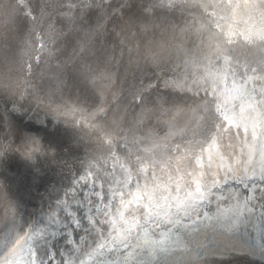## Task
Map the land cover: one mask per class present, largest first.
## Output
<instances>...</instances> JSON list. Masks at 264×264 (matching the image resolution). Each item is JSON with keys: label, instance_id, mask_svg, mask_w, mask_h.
<instances>
[{"label": "water", "instance_id": "water-1", "mask_svg": "<svg viewBox=\"0 0 264 264\" xmlns=\"http://www.w3.org/2000/svg\"><path fill=\"white\" fill-rule=\"evenodd\" d=\"M107 4L110 6L103 2L90 7ZM232 10L225 9L226 17ZM94 12L93 20L83 16L84 30L97 23L99 12ZM262 34L264 30L258 32V41L243 45L240 59L216 56L226 59L209 64L205 77L209 91L214 88L215 77L220 78L215 92L199 97L200 107L180 100L168 106L169 116L179 112L194 119H172L169 135L163 134L149 147L141 143V149L133 146L135 141L129 135L130 129L138 127L140 102L134 106V116L133 111L127 113L124 104L123 114L120 110L115 119L108 118L102 109L103 90L96 91L97 83L93 87L92 76L85 70L91 53H79V65H73L74 83L85 92L81 99L85 104L76 107L73 101L71 105L64 104V99L46 101L38 97L40 115L42 112L41 116L56 127L42 104L54 108L53 113L75 108L83 109V113L97 111L99 125L91 121L93 118L89 124L79 119L75 128L65 130L63 148L67 151L74 146L92 149L95 143H88L96 133L99 136L123 126V122L128 123V130L105 147L107 156L101 148L76 165L74 171L78 172L69 173L59 188L53 186L44 200L45 210L38 216L40 222L9 264H264V80L257 79L264 76ZM219 35L215 34L217 40ZM81 38L84 40L83 35ZM116 72L114 69L113 74ZM33 89L38 95V86ZM153 91L143 96L160 95L164 99L160 91ZM19 95L16 90H0V101L3 98L14 104L16 100L19 104ZM151 103L158 105L150 98L149 109ZM4 109L11 111L2 103V116ZM8 127L15 128L11 124ZM17 130V135L16 131L8 132L10 139L5 136V143L1 139L0 169L6 164L11 141L21 150V145L31 139L21 141V137L18 141L21 132ZM0 173L1 186L3 183L9 193L12 183L3 169ZM45 177V183L50 184L51 175ZM17 194L20 203L19 191Z\"/></svg>", "mask_w": 264, "mask_h": 264}, {"label": "bare ground", "instance_id": "bare-ground-1", "mask_svg": "<svg viewBox=\"0 0 264 264\" xmlns=\"http://www.w3.org/2000/svg\"><path fill=\"white\" fill-rule=\"evenodd\" d=\"M107 3L110 6L107 4L86 10L85 14L92 20L95 17L89 10H97L99 16L97 23L82 31L84 40L80 39L79 46L86 53H91L85 70L92 76L93 87L97 83L96 91L99 93L103 90L105 105L102 109L107 112L108 118L115 119L120 110L123 114L125 107L127 113L133 111V115L129 116H134L137 109L134 106L140 102L141 108L135 123L138 127L129 130V135L135 141L133 146H140L139 149L149 147L163 134H167L172 119H178L176 122L193 120L194 117L188 119V116L184 117L179 112L169 116V104L180 100L200 107L199 97L209 91V83L205 80L209 64H218L222 58H216L219 54H226L229 60L240 59L238 56L242 55L247 45L245 42L258 41V32L264 30V0H175L172 6H169L168 0H107ZM232 7V14L226 17L225 9L227 12ZM213 22L215 25L212 27L206 25ZM217 33H220L219 40L215 37ZM26 54L24 52L21 55L31 66L26 69V73L23 71L13 77L14 82L0 85L3 91L12 90L14 93L16 90L22 101L16 104L15 100L14 104H9L1 98L4 106L11 107V111L8 113L10 117L0 114V146L2 138L4 143L5 136L10 139L11 131L19 134L17 129L21 132L18 141L21 137V141L31 138L27 145H21V150L14 148V141H11L5 157L6 164L3 167L1 165L0 169V172L4 170L12 183L9 193L2 183L4 192L0 196V228L5 224L0 231V264H9L14 253L27 242L40 222L38 216L44 212V200L47 201L53 186L59 188L67 175L77 168L76 165L120 139L122 131H127L129 126L123 122V126L118 125L116 129H109L99 136V132L96 133L88 143H95L90 150H84V146H74L71 151L64 149L63 144L67 139L64 137L65 130L69 132L75 128L79 119H86L81 122L89 124L88 121L93 118L91 121L96 120L98 123L99 117L95 116L97 111L90 106L93 110L90 113H83V109L76 108L53 113L56 111L54 108H46L42 104L45 115L56 127L48 123L41 116L44 114L41 112L40 115L36 108V104H41L38 100L40 91L38 95L35 94L33 87L37 85L27 74L31 68L32 71L36 69ZM114 69L117 70L115 75ZM219 79L215 77L214 88L209 92H215V88L220 86ZM153 85L156 88H151ZM151 90L160 91L164 99L158 94V97L150 94L143 96ZM150 98H154L158 105L151 103L153 106L149 109L147 101ZM12 113L14 115L11 117ZM10 124L15 128L8 127ZM104 154L107 156L106 148ZM78 170L74 171L75 174ZM47 174L52 178L50 184L45 183ZM17 191L21 195L20 203L17 202Z\"/></svg>", "mask_w": 264, "mask_h": 264}, {"label": "rangeland", "instance_id": "rangeland-1", "mask_svg": "<svg viewBox=\"0 0 264 264\" xmlns=\"http://www.w3.org/2000/svg\"><path fill=\"white\" fill-rule=\"evenodd\" d=\"M92 2L107 0H0V85L14 82L13 77L31 67L21 56L26 52L36 69L27 74L38 86L39 98L64 99V104L73 101L82 107L85 92L74 83V66L83 51V16H88ZM2 113L9 117L5 109ZM1 188L0 183V196Z\"/></svg>", "mask_w": 264, "mask_h": 264}, {"label": "snow or ice", "instance_id": "snow-or-ice-1", "mask_svg": "<svg viewBox=\"0 0 264 264\" xmlns=\"http://www.w3.org/2000/svg\"><path fill=\"white\" fill-rule=\"evenodd\" d=\"M174 3H175V0H168V4H169V6H172ZM260 39H261L262 41H264V34L261 35ZM245 43H246V44H249L250 41H246ZM257 79L264 80V76H262V77H258Z\"/></svg>", "mask_w": 264, "mask_h": 264}]
</instances>
